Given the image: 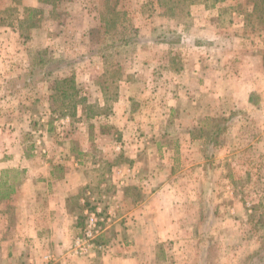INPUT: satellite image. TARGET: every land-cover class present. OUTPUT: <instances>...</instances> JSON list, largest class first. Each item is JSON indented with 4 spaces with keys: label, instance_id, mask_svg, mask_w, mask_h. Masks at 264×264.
I'll return each instance as SVG.
<instances>
[{
    "label": "rangeland",
    "instance_id": "obj_1",
    "mask_svg": "<svg viewBox=\"0 0 264 264\" xmlns=\"http://www.w3.org/2000/svg\"><path fill=\"white\" fill-rule=\"evenodd\" d=\"M26 8L41 11L34 28ZM259 13L250 0H0V145L81 168L73 239L86 210L103 231L87 257L140 214L170 235L153 264H264Z\"/></svg>",
    "mask_w": 264,
    "mask_h": 264
},
{
    "label": "crops",
    "instance_id": "obj_2",
    "mask_svg": "<svg viewBox=\"0 0 264 264\" xmlns=\"http://www.w3.org/2000/svg\"><path fill=\"white\" fill-rule=\"evenodd\" d=\"M22 154L11 141L0 145V264H153V250L170 241V235L139 214L126 230L129 237L119 229L102 253L75 255L79 191L87 183L81 168L67 161H31L32 156ZM13 171L19 172L20 182L9 179Z\"/></svg>",
    "mask_w": 264,
    "mask_h": 264
},
{
    "label": "built area",
    "instance_id": "obj_3",
    "mask_svg": "<svg viewBox=\"0 0 264 264\" xmlns=\"http://www.w3.org/2000/svg\"><path fill=\"white\" fill-rule=\"evenodd\" d=\"M100 219L93 212L84 211V220L81 234L76 236L72 242V251L79 257H87L96 250L101 248L97 244L98 238L102 232L99 225ZM48 261V260H47Z\"/></svg>",
    "mask_w": 264,
    "mask_h": 264
},
{
    "label": "trees",
    "instance_id": "obj_4",
    "mask_svg": "<svg viewBox=\"0 0 264 264\" xmlns=\"http://www.w3.org/2000/svg\"><path fill=\"white\" fill-rule=\"evenodd\" d=\"M61 0H42V2L44 4H51L52 6H54L57 2H59ZM162 2H166V1H169V0H161ZM181 1H190L191 4H193V2H195V0H181ZM217 1V0H216ZM220 1H223V0H220ZM252 2V5H253V9H257L259 10V14H261L260 16L261 17H264V0H250ZM9 11V10H8ZM6 10L5 13L8 12ZM25 17L24 19L22 20V22H20L21 24L22 23H27L28 24V28H34L36 27L37 25V19L36 17L41 13V11L39 9H36V8H26L25 10ZM260 17V18H261ZM3 23L2 19L0 18V24ZM61 83L62 84H73V77H70V78H65L63 80H61ZM60 94L63 95V96H72L74 95V91L69 93V90L65 88L63 89H60ZM72 114H70L71 116Z\"/></svg>",
    "mask_w": 264,
    "mask_h": 264
}]
</instances>
